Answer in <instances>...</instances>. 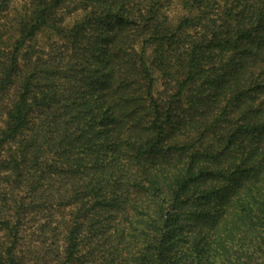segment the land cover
Instances as JSON below:
<instances>
[{
	"label": "trees",
	"instance_id": "trees-1",
	"mask_svg": "<svg viewBox=\"0 0 264 264\" xmlns=\"http://www.w3.org/2000/svg\"><path fill=\"white\" fill-rule=\"evenodd\" d=\"M0 264H264V0H0Z\"/></svg>",
	"mask_w": 264,
	"mask_h": 264
},
{
	"label": "rangeland",
	"instance_id": "rangeland-1",
	"mask_svg": "<svg viewBox=\"0 0 264 264\" xmlns=\"http://www.w3.org/2000/svg\"><path fill=\"white\" fill-rule=\"evenodd\" d=\"M14 5L18 6L19 1H15ZM178 11L179 8L175 7V4L169 9V13L172 16H175ZM76 18V15L67 17L65 23L72 24ZM38 40L39 45L42 48L47 49L51 44L49 41V35L41 34L39 35ZM59 219H61L60 213L52 210L45 212H33L30 214V217L23 229V236L27 246H30L33 258L35 257L34 254L39 252L43 247L47 248L50 243L56 242V239L52 236V229L57 227V224L52 221H59Z\"/></svg>",
	"mask_w": 264,
	"mask_h": 264
}]
</instances>
